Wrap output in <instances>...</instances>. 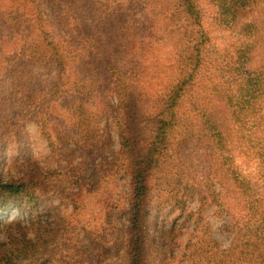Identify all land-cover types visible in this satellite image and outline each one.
<instances>
[{"label": "trees", "instance_id": "trees-1", "mask_svg": "<svg viewBox=\"0 0 264 264\" xmlns=\"http://www.w3.org/2000/svg\"><path fill=\"white\" fill-rule=\"evenodd\" d=\"M4 167L0 264H264V0H0Z\"/></svg>", "mask_w": 264, "mask_h": 264}, {"label": "rangeland", "instance_id": "rangeland-1", "mask_svg": "<svg viewBox=\"0 0 264 264\" xmlns=\"http://www.w3.org/2000/svg\"><path fill=\"white\" fill-rule=\"evenodd\" d=\"M28 129L32 134V141L33 144L30 147L32 154L36 157H40L41 159H46L49 155V148H48V141L41 136L38 125L35 122L29 121L27 123ZM11 169V168H10ZM9 168H3V170H0V179L3 180H9L12 176H15L18 174L16 170H10ZM127 186L125 181H121V187ZM197 202L191 203V208H196ZM62 210V209H61ZM6 218L13 219V218H26V212L20 211L17 207L11 208V210L8 212V214L5 216ZM208 218L213 224L214 233L215 236L220 240V242L225 246L228 247L231 242V237L224 231V221L225 219L222 217H218L216 212L214 210H210L208 213ZM174 216L170 218V220H173ZM178 221L181 222L178 218ZM7 234L1 233L0 234V240H6Z\"/></svg>", "mask_w": 264, "mask_h": 264}]
</instances>
